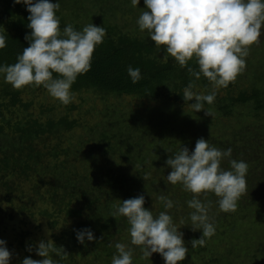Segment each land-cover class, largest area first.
<instances>
[{
  "label": "rangeland",
  "instance_id": "374dc122",
  "mask_svg": "<svg viewBox=\"0 0 264 264\" xmlns=\"http://www.w3.org/2000/svg\"><path fill=\"white\" fill-rule=\"evenodd\" d=\"M51 2L55 3L56 0ZM59 2L60 10L57 16L67 23L73 21L74 15L79 16L77 23L81 29L90 24V21L96 26H102L106 20L116 34L125 36L129 34L131 37L151 41L147 37V31L140 32L136 24L140 13L146 10L143 0H140L135 7L131 0H62V2L59 0ZM100 15V21L93 20ZM155 58L176 64L174 58L168 56L163 48L155 49ZM5 86H8L9 90L20 92L17 104L20 102L29 106L28 110L21 108L20 117L30 114L41 121L48 118L55 121L67 118L69 122L74 123V127L67 133L64 130L59 132L57 137L59 145L52 141L49 146L60 155L61 152H66L62 157L70 162L67 165L68 170L75 171L81 176L88 174L94 180L99 179V185H102L101 177L106 171L104 169L108 168L104 165L107 161L103 159V151L108 150V146L96 147L98 146L96 143L100 141V135L103 132L108 133L109 136L117 133L115 137H118L114 141L119 146H121L120 135L131 138L134 143L132 146L141 153L134 152L133 159L125 161L129 164H124L121 162L120 154L126 151L127 146L121 147L120 154L112 156L110 161L115 168L130 178L138 175L137 168L134 169L132 163H135V160L137 163H143L146 169L142 171L145 172V178L147 177L145 190L148 192L152 189L153 192V194L144 193L148 197L144 196L147 208L155 214L163 211V206L157 198L158 190H165L164 196L174 201V207L169 214L173 217L176 227L183 233L186 247L191 245L190 241L193 238L201 236L200 231L191 230L188 214L192 210L182 199L186 197V200H190L193 194L183 191L180 184L171 185L167 182L166 176L171 169L165 161L181 146L187 147L191 152L196 140L201 137L209 140L217 148H231V158L244 160L248 165L246 191L240 198L243 202L247 197L250 203L245 210L237 205L235 211L227 212V214L218 210L215 203L217 197H215L211 213L215 212L212 219L215 217L216 230L215 235L207 239L206 246H208L205 250H207L206 253L213 250L215 255L221 257L227 264H264V109L254 112L252 102H237L241 94L244 93L248 97L253 90L264 95V35L260 37L258 44L250 47L245 69L236 76L235 80L229 82L227 87L217 91L216 99L211 105L204 104V109L211 112V116H206L203 110L195 112L190 107L191 102L175 101L167 92L162 93L161 97L155 100L125 95L102 96L86 90L71 91L74 99L64 105L52 98L43 86L27 85L16 89L0 78V92ZM194 91L208 94L212 91V86L198 84ZM9 101L10 98H6L3 103ZM219 108L226 113L219 112ZM3 166L4 164L0 162V208L7 214L11 212V209H14L12 214L15 213L10 220L0 215V239L6 241V247L11 253L10 264H21L26 257L42 259L35 254V247L41 240L49 242L61 253L59 257H53L58 260V264H111V258L116 251L115 243H129L130 237L127 230L119 235L117 233L109 240L101 233L95 232L97 234H93L96 239L92 242L85 240L83 245L77 243L81 245L78 248L73 246L71 234L73 228L78 229L81 226L78 225L79 220H68L64 214L57 211L53 212L51 219L47 220L38 213L37 205L31 214L20 217L16 211L24 203L17 202L13 193L19 192V189L21 191L23 185L14 176V179H7L5 185L6 180L1 176ZM221 166L228 169L230 167L228 160L222 161ZM11 193L14 199L9 201ZM94 195L98 199L97 203L86 207L88 212H85L80 221L89 229L92 225L91 218H96L99 211L103 210L102 207L114 201L109 191L103 193L101 190ZM211 195L213 197L214 194L208 193L207 196L201 194L200 198L205 200ZM119 204L120 202H114L115 206ZM99 208L102 209L99 210ZM217 213L220 219H216ZM121 220H124V217ZM219 220H222L221 223L223 222L229 229L221 231V228L216 225ZM124 223L117 225L119 231L124 227ZM114 231L115 229L112 232ZM64 243L68 246L65 249L62 248ZM29 246L33 248L32 252L27 251ZM92 247L97 249L94 255L81 252ZM133 247V263L164 264L160 255L143 258L141 261L142 252L138 247ZM105 250L111 255L110 258L103 254ZM84 253L85 257H83ZM194 253L196 254V251ZM93 256L104 257L106 261L101 262L98 259L94 263ZM195 256L197 258L192 259L186 255L185 259L188 261L186 264H210L213 261L209 260L206 254Z\"/></svg>",
  "mask_w": 264,
  "mask_h": 264
},
{
  "label": "clouds",
  "instance_id": "9594fccd",
  "mask_svg": "<svg viewBox=\"0 0 264 264\" xmlns=\"http://www.w3.org/2000/svg\"><path fill=\"white\" fill-rule=\"evenodd\" d=\"M135 7L140 0H131ZM145 11L136 20L140 32L147 31V37L157 49L185 68L195 60L197 69L187 67L194 80L183 89L182 98L191 102L195 112L204 111V104L211 105L220 88L227 87L245 69L250 47L260 42L264 35V0H143ZM22 4L29 13L27 28L30 33L24 39L28 46L16 56L13 64H0V78L13 88L27 85L43 86L48 94L64 105L74 99L71 86L77 77L90 71L93 53L103 43L106 29L93 23L76 30L71 24L60 29V2L51 0H13ZM6 37L0 34V50L4 49ZM127 75L133 84L142 79L139 67L128 66ZM54 74H56L54 76ZM204 77L212 86L208 94L194 91L195 82ZM232 149H220L203 137L195 142L190 152L187 147L165 161L171 169L166 180L171 185L180 184L182 190L193 194L185 203L192 211L188 214L193 232L200 231L198 239L190 241L191 248L204 247L207 239L215 235L212 219V202L202 200L212 193L220 212H233L237 202L246 191L248 165L244 160L232 159ZM228 160L230 167L223 168L222 161ZM158 201L163 211L154 215L144 207V195L121 201L111 217L126 218L130 237L128 244L115 243L111 264H133L134 247L142 252V258L159 254L164 264H181L189 248L169 214L174 201L161 195ZM78 243L92 242L91 229L76 230ZM27 251L32 252L29 246ZM35 254L42 259L24 258L21 264H58L61 253L49 242L39 241ZM11 253L6 241L0 239V264H10Z\"/></svg>",
  "mask_w": 264,
  "mask_h": 264
},
{
  "label": "trees",
  "instance_id": "16d2710c",
  "mask_svg": "<svg viewBox=\"0 0 264 264\" xmlns=\"http://www.w3.org/2000/svg\"><path fill=\"white\" fill-rule=\"evenodd\" d=\"M60 1L62 2V0ZM28 15L29 13L26 11L24 5L13 4V0H0V34H3L7 38V46L0 50V64L15 63L16 56L22 52L23 48L28 46V42L24 39L25 35L31 31L27 28ZM74 16L73 23H67L65 20L60 19L61 31L67 24H71L76 30H81V26L77 23L79 16ZM93 20L100 21L101 15ZM104 22L102 27L106 29V36L103 43L93 53L90 71L78 76L75 83L71 86L72 92L86 90L93 91L102 96L125 95L155 100L161 97L162 93L167 92L175 101H184L182 98L183 89L190 80H194V77H191L188 73L187 67L197 69L194 59L189 61L185 68H181L177 63L174 64L171 61L156 59V47L153 41L131 37L129 34L126 36L116 34L114 29L106 23L108 21L104 20ZM89 23H92V21ZM128 66L140 68L142 79L138 83L133 84L128 77L126 72ZM194 82L195 87L198 84H209L204 77ZM8 88V86H5L0 92V100L2 99L0 101V162L4 164L1 169L3 171L1 172V176H3L2 179L5 178L6 180L5 185L7 184V179H14V177L23 185L21 191L19 189V192L13 193L15 199L18 200L17 202L25 204L20 206L16 211L17 214L20 217L28 216L32 210H35L37 205L38 213L47 220L51 219V214L53 215V212L56 211L64 214L68 220H79L78 225L81 226L78 229H75L76 227L73 228L71 234L73 246L79 248L81 245L77 244L78 242L75 237L76 230H80L82 227L83 229L86 228V225L81 224V218L86 211L88 212L86 207L97 203L98 199H96V195L94 194L103 190V193L109 191L114 201L102 207L103 210L99 211L98 216H94L96 218H91L93 233L97 234L95 232H99L109 240L116 236L117 233L119 235L127 230L128 224L125 217L124 220H121L122 216L111 217L117 208L114 202L121 203L123 200L144 195V193L153 194L151 188L148 192L145 190V180H147V177L145 178L144 171L146 167L142 162L137 163V160H135V163H132L133 168H137L138 175L130 178L127 174H123L115 168L114 164L110 161L112 156L121 152V147L127 146L126 151L122 154L119 153L122 156L121 162L124 164L127 163L125 162L126 160L131 161L133 159L134 152L138 151V153H141L139 150L136 151L134 149L132 146L134 143H132L131 138H124L119 134L121 142V146H119L114 141L118 137H115L117 133L109 136L108 133L103 132L100 135V141L96 143L98 145L96 147L102 145L104 147L108 146V150L103 151V159L107 161V164L104 165H107L108 168L104 169L106 171L103 177H101L102 185H99V179L94 180L88 174L81 176L75 171L68 170L67 165L70 162L62 157L66 152H61L60 155L59 152L49 146L52 141H55L59 145L57 138L59 132L64 130L67 133L74 127V123L69 122L67 118H61L56 121L48 118L45 121H41L40 119L33 118L30 114L20 117L22 114L21 108L28 110L29 106L20 102L17 104L20 92L13 89L9 90ZM6 98H10V101L3 103ZM237 102H252L254 104V112L264 109V95L256 90H253L252 94L248 97L244 93L241 94ZM218 111L226 113L222 108H219ZM165 192V190L159 189L158 195H165ZM8 199L9 201L14 199L12 193ZM182 199L187 201L186 197H182ZM205 200L211 201L213 204L215 196H208ZM248 203H250L249 198L246 197L243 202L239 198L237 205L242 210H245ZM147 206V204H144L145 208ZM102 208H99V210ZM13 210L11 209V212L7 214L0 208V215L10 220L15 215V213L12 214ZM50 210H52V213H50ZM153 214L156 215L155 213ZM210 215L215 216V212L210 213ZM218 216L219 213H217L216 219H220ZM213 221L215 223V217ZM221 221L219 220L216 224L221 228V231L229 229ZM122 222H125L124 227L119 231L117 225H122ZM113 229H115L114 232H112ZM198 238H200V235L193 239ZM207 246L205 245L202 248L197 247L196 249H192L191 245L188 246V257L194 259L197 258L196 254H206L209 260H213L210 264H227L221 257L216 256L213 250L208 249L209 252L206 253L207 250L205 249ZM66 247L68 246L64 243L62 248L65 249ZM195 251L196 254L194 253ZM81 252H88L89 255H94L97 253V249L92 247ZM103 254H106V257L109 258L111 256L107 254L106 250ZM155 255L159 254L153 253L151 257ZM83 257H85V253ZM93 258H95L94 263L98 259L101 262L106 261L104 257L93 256ZM142 260L143 258L141 257ZM186 263H188L186 259L181 262V264ZM133 264L136 263L134 262Z\"/></svg>",
  "mask_w": 264,
  "mask_h": 264
}]
</instances>
